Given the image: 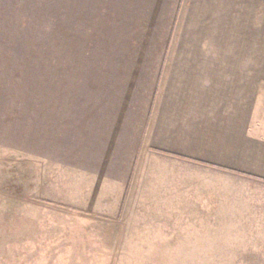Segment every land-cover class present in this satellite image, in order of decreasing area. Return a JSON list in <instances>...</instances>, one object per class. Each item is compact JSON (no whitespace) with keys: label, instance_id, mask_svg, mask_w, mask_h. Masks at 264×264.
Segmentation results:
<instances>
[{"label":"rangeland","instance_id":"rangeland-1","mask_svg":"<svg viewBox=\"0 0 264 264\" xmlns=\"http://www.w3.org/2000/svg\"><path fill=\"white\" fill-rule=\"evenodd\" d=\"M161 1L0 0V264H264L256 184L79 181L82 113L191 32Z\"/></svg>","mask_w":264,"mask_h":264},{"label":"crops","instance_id":"crops-1","mask_svg":"<svg viewBox=\"0 0 264 264\" xmlns=\"http://www.w3.org/2000/svg\"><path fill=\"white\" fill-rule=\"evenodd\" d=\"M160 9H176L191 32L160 55L132 52L148 73L129 91L113 84L101 107L98 99L82 113L97 137L80 149L79 181H119V201L135 181L256 184L264 235V0L161 1Z\"/></svg>","mask_w":264,"mask_h":264}]
</instances>
